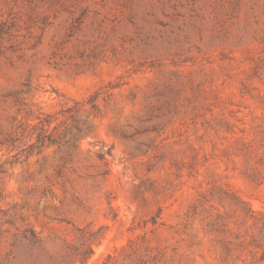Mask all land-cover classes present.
<instances>
[{
    "label": "rangeland",
    "instance_id": "obj_1",
    "mask_svg": "<svg viewBox=\"0 0 264 264\" xmlns=\"http://www.w3.org/2000/svg\"><path fill=\"white\" fill-rule=\"evenodd\" d=\"M0 264H264V0H0Z\"/></svg>",
    "mask_w": 264,
    "mask_h": 264
},
{
    "label": "trees",
    "instance_id": "obj_2",
    "mask_svg": "<svg viewBox=\"0 0 264 264\" xmlns=\"http://www.w3.org/2000/svg\"><path fill=\"white\" fill-rule=\"evenodd\" d=\"M51 115L45 114L43 117L38 116L37 121L33 124L26 122L25 126L28 128L29 136H32L35 134L36 142H39V144L43 143L46 139L49 142H54L55 140L53 138H49L51 129ZM30 130H32L30 132ZM78 131H80L78 129Z\"/></svg>",
    "mask_w": 264,
    "mask_h": 264
}]
</instances>
